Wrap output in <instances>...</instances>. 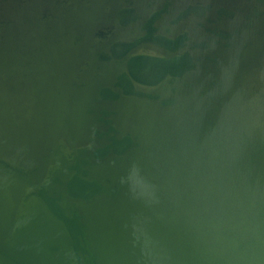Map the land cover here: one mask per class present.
<instances>
[{
	"label": "water",
	"instance_id": "1",
	"mask_svg": "<svg viewBox=\"0 0 264 264\" xmlns=\"http://www.w3.org/2000/svg\"><path fill=\"white\" fill-rule=\"evenodd\" d=\"M0 264H264V0H0Z\"/></svg>",
	"mask_w": 264,
	"mask_h": 264
}]
</instances>
